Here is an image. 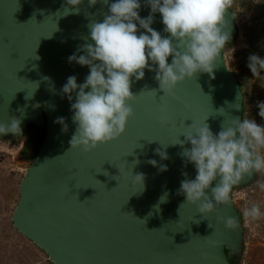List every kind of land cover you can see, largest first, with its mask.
Returning a JSON list of instances; mask_svg holds the SVG:
<instances>
[{"label":"water","instance_id":"obj_1","mask_svg":"<svg viewBox=\"0 0 264 264\" xmlns=\"http://www.w3.org/2000/svg\"><path fill=\"white\" fill-rule=\"evenodd\" d=\"M65 7V0H0V123L15 117L23 130L0 134V143L22 144L33 133L27 125L43 131L18 183L13 229L52 264H240L245 229L233 193L256 184L261 174L244 176L227 205L202 216L177 194L181 181L194 179L196 172L182 162L183 149L171 144L184 140L181 134L192 123L207 119L215 134L228 120L242 119L243 92L224 59L239 36L234 13L225 10L231 39L211 77L197 73L164 94L149 92L158 83L155 73L145 70L131 86L133 112L123 134L83 152L70 148L75 125L61 88L67 77L75 75L79 84L88 74L87 66L67 58L86 42L88 25L102 22L107 6L89 7L83 0L78 14H64ZM139 14H149L143 3ZM151 27L162 31L158 13ZM57 117L65 118L67 132L54 123ZM157 149L168 159L161 160ZM148 160L167 165V171ZM130 172L144 175L142 190L130 184ZM217 217H233L237 227L226 229Z\"/></svg>","mask_w":264,"mask_h":264},{"label":"clouds","instance_id":"obj_2","mask_svg":"<svg viewBox=\"0 0 264 264\" xmlns=\"http://www.w3.org/2000/svg\"><path fill=\"white\" fill-rule=\"evenodd\" d=\"M82 3L83 0H65L64 14H78ZM97 3L107 6V14L102 22L88 25L86 42L67 58L70 64L87 66L88 74L79 84L75 75L67 77L61 88L75 125L70 148L79 147L83 152L123 134L133 112L129 104L135 96L131 86L144 78L145 70L154 72L153 79L158 83V89L149 92L172 94L177 84L197 73L211 77L217 58L231 39L225 31L224 13L232 7L233 0H88L89 7ZM142 3L149 9L143 18L139 14ZM157 13L162 31L151 27ZM246 67L253 78H264V57L249 54ZM257 107V114L264 120V101H259ZM206 120L192 123L181 134L184 140L177 138L171 143L183 149L182 162L185 166L192 164L196 172L194 179L181 181L177 194L196 206L202 216L219 205H227L232 189L244 176L264 174V124L253 118L232 119L214 134ZM54 123L61 125V132H67L64 117H57ZM22 131L15 117L8 124L0 123V134ZM156 154L161 160L168 159L165 151L157 149ZM147 163L160 172L167 171V165H158L156 160ZM128 179L133 187L143 189L142 173L130 172ZM257 186L264 192V182ZM242 214L249 223L264 216L258 203L244 208ZM217 220L226 229L237 227L233 217Z\"/></svg>","mask_w":264,"mask_h":264},{"label":"rangeland","instance_id":"obj_3","mask_svg":"<svg viewBox=\"0 0 264 264\" xmlns=\"http://www.w3.org/2000/svg\"><path fill=\"white\" fill-rule=\"evenodd\" d=\"M231 11L236 17L239 36L235 47L225 51L224 59L246 93V118L264 124L257 114V103L264 101V78H253L246 67L249 54L264 57V0H233ZM21 148L20 143L14 147L0 143V264H49L43 253L9 227L11 212L18 199V183L31 161L21 153ZM260 182H264V174L256 184L233 193L235 207L242 213L252 203H258L264 212V192L257 186ZM242 218L246 230L245 252L240 264H264V216L251 223L243 214Z\"/></svg>","mask_w":264,"mask_h":264},{"label":"trees","instance_id":"obj_4","mask_svg":"<svg viewBox=\"0 0 264 264\" xmlns=\"http://www.w3.org/2000/svg\"><path fill=\"white\" fill-rule=\"evenodd\" d=\"M230 10H231V8H230ZM239 84H240V87H241V90H242L243 96H244V99H243V111H242V119H243V118H246V115H247L248 101H247L246 93L243 91V86L241 85L240 82H239ZM27 129L33 131V133H31V134H29V135H27L25 137V139H24V141L22 143L21 153L23 155H26L31 160L33 158L38 146L41 143V140L43 138V131L33 127L32 125H27ZM236 209H237V212H238L239 219L243 223L242 212H241L240 209H238V208H236ZM9 227L14 232V234L18 235L23 240L28 241L31 244L32 247H34L35 249L39 250L41 253H43L45 255V253L41 249L36 247L33 243H31L23 235H21L19 232H17L15 229H13V227L11 226L10 222H9ZM45 257H46V255H45ZM46 260H47V257H46ZM47 262L49 264H52L48 260H47Z\"/></svg>","mask_w":264,"mask_h":264}]
</instances>
